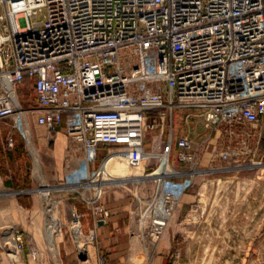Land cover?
Segmentation results:
<instances>
[{"label": "built area", "instance_id": "obj_1", "mask_svg": "<svg viewBox=\"0 0 264 264\" xmlns=\"http://www.w3.org/2000/svg\"><path fill=\"white\" fill-rule=\"evenodd\" d=\"M0 5V123L27 148L32 113L49 132L62 128L81 152L72 174L87 185L73 190L93 225L83 232L82 214L70 210L79 250L95 244L96 223L109 216L102 203L109 184L102 166L111 153H119L131 169L157 160L148 177L165 160L168 170L155 180L154 194L136 208L143 235L154 242L197 176L243 166L238 158L252 152L249 140L264 139V0H0ZM24 75L33 79V110L22 106L16 92ZM173 109L196 111L207 128L224 126L238 138V148L211 150L210 159L223 164L202 167L193 141L174 137L171 126L163 138V120ZM153 130L157 135L147 151ZM4 146L13 148L10 135ZM100 147L106 153L97 164ZM58 203L47 204L53 237L61 231L53 213ZM8 243L20 252L22 233H11ZM30 256L35 259L36 251ZM51 264L62 263L55 258ZM96 264H105L100 255Z\"/></svg>", "mask_w": 264, "mask_h": 264}, {"label": "crops", "instance_id": "obj_2", "mask_svg": "<svg viewBox=\"0 0 264 264\" xmlns=\"http://www.w3.org/2000/svg\"><path fill=\"white\" fill-rule=\"evenodd\" d=\"M27 84H31L34 99L35 93L33 79L28 76L24 77V83L22 81L21 84L17 86V95L19 97V93H21V91L23 92L24 86ZM27 117L31 144L33 143L38 150L42 151L49 145L53 149L60 150L61 155L63 156L64 154L66 156L69 153L78 150L76 149V145L67 138L62 128L57 129L55 132H49L44 126L35 123V115L31 117L32 119H30L29 116ZM0 124L6 126H3L4 143L6 137L10 135L13 139V148L17 141H22L24 144L23 139L15 131H12L8 125L3 123ZM193 125L195 126L193 128L197 130L196 132H191L186 128H178L175 132L177 137L186 136L195 143L200 165H202L201 161L204 156L206 154L209 156L208 165L202 167L213 168L219 167L223 164L218 158L210 159L211 150L221 152L226 149L238 148V138L225 132L226 128L224 126L207 128L204 126L203 121H195L193 122ZM41 127H44L47 132L53 133L50 142L47 141V139L39 137V134H42ZM194 134L196 136H193ZM262 134L264 138V127L262 129ZM248 145L252 152L239 156L238 159L240 161L247 160L254 162L256 157H264V139L259 143H256L255 139L252 138L249 140ZM25 147L24 144V148ZM13 148L6 150L12 151ZM29 149L34 152L31 153L33 158L35 159L36 157L37 159L36 152L31 145ZM66 150L67 152L65 153ZM258 161H261V159H258ZM36 163L39 166L38 159ZM179 167L183 168L184 166ZM228 172L230 174L217 179L218 182L216 181V187L220 186L218 185L220 182H230V179L237 178L239 170H231ZM217 173L218 172H214L203 176H211ZM244 178V185H249L250 189L253 187L258 189V187L264 186V182H262V180H264V175H259L257 173L248 174ZM204 185L205 183L197 186V192L195 195H193L194 190L191 189V191L189 190L185 193L180 199L179 210L187 205H190V208L194 206L196 214L199 212L196 218L197 224L202 223L204 225L211 224L214 226H223L231 223V220L228 218L217 220L208 219L207 216H203L205 206L202 205L201 198L205 191ZM12 187L10 172H0V223L5 226V230L7 225H21L20 231L22 233L23 248L20 252H15L12 246H10L9 249H4L0 246V264H51L55 258H57L62 264H96V259L99 255L103 258L105 264H169L168 253L169 248L171 247L169 243L170 236L162 238L157 243H151V241L143 235L144 230L139 226L136 220L137 207H135L133 198L126 197L117 192L104 194L102 203L104 209L109 211V216L105 220H99L96 223L97 240L95 244L85 247L84 253L77 248L75 237L69 225L68 216L71 209H76L82 214L81 229L83 232H86L87 229L93 225L92 218L78 196H65L63 200H58L59 202H64V205H62L64 210L60 209L59 212L61 214L59 217L61 231L53 237L56 252V254H54L51 247H49V229L51 225L48 229V216L44 210L47 208L49 198L46 199L41 192L30 195L26 189L15 190L12 189ZM72 187L76 188L75 186ZM209 187L210 186L207 188ZM200 196L202 197L200 198ZM194 197H197L196 202L195 204L193 202L191 204L192 198ZM249 208H251V206ZM41 209L42 212L40 211ZM12 210L19 213V219L17 218V220H14ZM42 213L45 215V218ZM189 213L190 212H188V214ZM188 221L189 218L188 215H186L184 222L187 224ZM243 223V240L247 241L246 255L249 256V258L261 256L262 254L258 255V251H254L255 246L253 247V242H257L258 240L264 241V215L254 216L249 210ZM36 226L41 227L40 234H38V228ZM213 230V232L202 231L196 235L185 234L184 240H194L201 243L199 246H201L203 251L209 252V254L206 253V256H213L214 258V254L219 251L217 250V242L230 241L231 235L226 231L220 234L218 230ZM11 233L12 232H9L7 234ZM6 238H8V236ZM204 242H207V244ZM34 249L37 251L35 259L30 256V252ZM188 249V244L180 247L182 257L188 256Z\"/></svg>", "mask_w": 264, "mask_h": 264}, {"label": "rangeland", "instance_id": "obj_3", "mask_svg": "<svg viewBox=\"0 0 264 264\" xmlns=\"http://www.w3.org/2000/svg\"><path fill=\"white\" fill-rule=\"evenodd\" d=\"M0 13H4L2 5H0ZM19 97L24 108L29 110L36 109L31 84H27L24 86L23 92L21 91ZM28 116L30 119H32L31 117H33L34 114L29 113ZM152 117L153 114H150L148 117L150 121L153 120ZM195 121H202V118L197 114L196 111L187 109H173L171 114L166 115L163 120V138L167 134L166 131L169 130L170 126L173 129L174 137H177L175 130L178 128H186L191 132H196L197 130L193 128L195 127L193 125V122ZM3 126L4 125L0 124V172H10L13 185L12 189H26L28 190L30 195L42 192V190L36 191V189H39V185H41V183L35 175V167L33 157L31 155V153L34 152L29 150V147H25L24 157L20 161L17 159L14 161L9 160V150H6L4 148ZM41 128L42 134H39V137L47 139V141L50 142V140H52L51 135H53V133L47 132L44 127ZM155 135H157V130L149 131L147 133V141L145 144V149L147 151L152 150L150 140L151 137H154ZM193 136L196 135L194 134ZM31 146L36 152L37 159L40 165V173L42 174L43 179L45 180L46 184L53 187L51 190L47 191L48 196L46 197V199L50 197L55 198L58 201L63 200L65 196H78L77 193L71 189L73 187H67V185H69L71 182H77L81 184L83 182L82 179H80L78 176L75 177L74 174H72V171L78 168L77 163L79 158L82 156L81 152L77 150L73 152L72 157H69L68 155L65 156V154L64 156L61 155L60 150L53 149L49 145L46 146L42 151L38 150V148H36L33 143L31 144ZM66 152L67 150L65 151V153ZM105 153L106 149L104 147H100L98 149L97 164L105 155ZM208 157L209 156L207 154L204 156L203 160L201 161V166L208 165ZM258 159H261L260 164H256ZM252 162L253 161L245 160L242 162L243 166L241 167L225 170L219 169L217 170V174L211 176L199 175L195 178L193 187L191 188V190H194L193 195H195V193L197 192V186L199 184L205 183V193L202 194V198L200 197L203 202H201L202 205L205 206L203 216H207L208 219L217 220L228 218L229 220H231V223L223 226H214L211 224L204 225L202 223L197 224L196 218L199 212L196 214V209L194 208V206L190 208V205L184 206L181 210H179V202V205L174 210L168 227L166 228L160 239L154 242L151 241V243H157L162 238L170 236L169 243L171 247L169 248L168 253L169 264H264V241L258 240L257 242H253V247L255 246L254 251H258V255H262L249 258V256L246 255L247 241L243 240V222L245 217L248 215L249 210L254 216L264 215V186L258 187V189H255L254 187L250 189L249 185H244V177H246L248 174L257 173L259 175H264V157H256V159L254 160L255 164H251ZM171 163L176 165V163H174L173 156H171ZM157 165V160H144L140 165V168H142L143 175L146 176V174L151 173L157 167ZM235 169L239 170L237 178L230 179V182H220L218 183V185L220 186L216 187V181L218 178L225 177L226 175L230 174L228 171H233ZM136 171V169H131L128 167V173L130 175H133ZM113 178L116 177L113 176ZM132 180L130 179L119 184H113L116 182H108L109 184H107V186L105 187V194H112L113 192H117L126 197L133 198L135 207H138V205L142 201L146 200L154 194L156 190V182L151 176L143 177L138 181L136 179ZM262 182H264V180H262ZM63 186H65V188H61ZM208 186L210 187L207 188ZM75 187H77L76 189H81L83 186L75 185ZM196 198H192L191 204L192 202L195 204ZM48 202H50V199H48ZM62 205H64V202L60 201L57 207L53 210L54 215L58 218L61 215L59 213L60 209L64 210ZM250 206L251 208H249ZM44 210L48 216L47 208H45ZM40 211L42 212V209ZM188 212L190 213L188 214ZM186 215H188L189 218L187 224L186 222H184ZM12 216L14 220H17V218L19 217V213L15 210H12ZM43 217L45 218L44 214ZM4 227L5 226L0 223V246L1 248L9 249L10 244L8 243V238H6L7 236H9V234L7 233H15V231L21 232V225H7L6 230ZM36 227L38 228V234H40L41 227ZM213 229L218 230L220 234L226 231L231 235L230 241L217 242V250L219 251L214 254V258L213 256H206V253L209 254V252L203 251L201 246H199L201 243L194 240H184L185 234L196 235L197 233H200L202 231L213 232ZM204 243L207 244V242ZM186 244H188L189 246V254L187 257H182L180 253V247L182 245L185 246ZM34 251H36V249H34Z\"/></svg>", "mask_w": 264, "mask_h": 264}, {"label": "bare ground", "instance_id": "obj_4", "mask_svg": "<svg viewBox=\"0 0 264 264\" xmlns=\"http://www.w3.org/2000/svg\"><path fill=\"white\" fill-rule=\"evenodd\" d=\"M31 143L29 144V148H30ZM32 147V146H31ZM33 148V147H32ZM31 150V149H29ZM34 150V148H33ZM35 151V150H34ZM32 155V154H31ZM33 157V156H32ZM37 159L35 157V159L33 158V162H34V167H35V175L37 176V178L39 179L41 185H39V189H36V191H41L42 190V195L45 196L44 194L47 193L48 190H51L53 187H51L50 185L46 184L45 180L42 177V174L40 173V165L38 166L36 163ZM39 164V162H38ZM251 164H255L254 162H252ZM137 171L133 174L130 175L128 173V167L125 164L124 159L122 158V156L117 153V152H113L109 155V157L103 162V166H102V170L104 172V175L107 177L105 178V180H109L106 181L107 183H113V184H119L122 183L124 181H128V180H132V179H136L137 181L139 179H142L144 177L143 173H142V168H140V166L138 168H135ZM168 167L165 164V160H162L161 166L154 171L151 174V177L154 180H157L158 177L164 172L167 171ZM160 174V175H159ZM113 176H115L116 178H113ZM113 178V179H111ZM133 181V180H132ZM105 182V183H106ZM76 185H86V184H81V183H77V182H71L69 185H67V187L69 186H75ZM61 188H65V186L61 187ZM77 188V187H76ZM76 188H72V189H76ZM205 193V191H204ZM201 197V196H200ZM205 199V198H204ZM203 199V200H204ZM202 201V200H201ZM203 203V202H202ZM10 235V234H9ZM9 238V236H8ZM49 247H51L52 251L54 254H56L55 252V247H54V243H53V233H52V229H50V233H49ZM81 252L84 253L85 247L81 246L80 248Z\"/></svg>", "mask_w": 264, "mask_h": 264}, {"label": "trees", "instance_id": "obj_5", "mask_svg": "<svg viewBox=\"0 0 264 264\" xmlns=\"http://www.w3.org/2000/svg\"><path fill=\"white\" fill-rule=\"evenodd\" d=\"M25 76L26 75L23 76V80H22L23 83H24V77ZM23 157H24V144L22 141H17L13 150L9 151L8 158L11 161H14L16 159L20 161Z\"/></svg>", "mask_w": 264, "mask_h": 264}]
</instances>
